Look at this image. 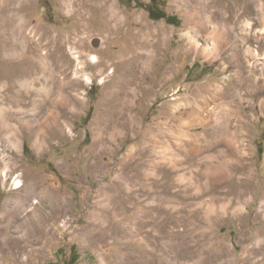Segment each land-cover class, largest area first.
Instances as JSON below:
<instances>
[{
  "label": "rangeland",
  "instance_id": "rangeland-1",
  "mask_svg": "<svg viewBox=\"0 0 264 264\" xmlns=\"http://www.w3.org/2000/svg\"><path fill=\"white\" fill-rule=\"evenodd\" d=\"M130 1L110 0L116 27L97 6L89 26L63 0H0V264H264V0H156L176 24ZM205 16L237 47L205 57ZM173 111L183 194L138 211L117 183L143 171L150 131Z\"/></svg>",
  "mask_w": 264,
  "mask_h": 264
},
{
  "label": "crops",
  "instance_id": "crops-1",
  "mask_svg": "<svg viewBox=\"0 0 264 264\" xmlns=\"http://www.w3.org/2000/svg\"><path fill=\"white\" fill-rule=\"evenodd\" d=\"M176 106L178 105L176 104ZM177 114V111H173V114L169 112V115H163L168 119L163 121L162 125L151 129L150 137L146 143L147 147L145 146L148 156L146 155L145 157L146 164L143 171H138L132 175L133 177L128 179L129 182L123 180V182L117 183L119 188L128 190L130 195L136 194L135 207L138 211L146 210L152 205H156V210L158 211L170 210L168 209L170 206L173 209L178 207L175 202L168 203L170 196L175 197L183 194V189L177 185L179 184L180 175L183 173L180 171L181 158H179V148L181 147V143H179L180 130L175 124L177 123ZM165 133L169 136L166 137ZM186 143L188 144L189 141ZM187 147L189 148L188 150H191V143ZM168 150L170 154H168ZM113 181L115 182V180ZM113 186L116 185L113 183ZM115 189L117 187L112 190L114 191ZM107 193L109 192H104L105 195ZM118 194L120 193L117 192L115 194L113 192V197ZM144 197L146 202L142 201ZM110 201L107 202L106 200L101 205H109ZM113 202L115 203L116 199ZM152 209H155V207ZM119 242H121V239Z\"/></svg>",
  "mask_w": 264,
  "mask_h": 264
},
{
  "label": "bare ground",
  "instance_id": "bare-ground-1",
  "mask_svg": "<svg viewBox=\"0 0 264 264\" xmlns=\"http://www.w3.org/2000/svg\"><path fill=\"white\" fill-rule=\"evenodd\" d=\"M20 2H18V3H20V4H22L23 3V1L25 2V0H19ZM222 1V0H221ZM225 1V0H224ZM227 1V0H226ZM63 2L67 5V8L70 10V9H73V10H76V12H78L79 14H80V17H81V19L82 18H84L86 21H87V23H88V25L90 26L93 22H94V15L92 14V13H89V7H90V9H91V7L92 6H97V8H99V9H101L102 11H103V16H104V18H105V20L107 21V22H109V23H111V21L112 22H115V24H113L114 26H116V27H118V25L120 24V23H122L123 21H125V20H123V18H124V14L122 13V11L119 9V7L116 5V4H114V3H111L110 4V0H104V1H101L99 4H97V2L95 3V1H93V0H63ZM201 2V1H200ZM205 2V1H204ZM9 4H10V2L8 3V4H5V5H3V7H4V10L6 11L7 9H8V6H9ZM228 4V3H227ZM258 4H260V3H258ZM219 5H222V3L220 4L219 3ZM25 6V5H24ZM24 6H22V7H20V9L19 10H22V9H24ZM224 6V5H223ZM228 6H230V5H228ZM261 6V5H260ZM239 8V7H238ZM2 9V8H1ZM222 9V8H221ZM9 10V9H8ZM7 10V11H8ZM190 10V9H189ZM188 10V11H189ZM203 10V9H202ZM205 10V9H204ZM203 10V11H204ZM232 10V9H231ZM230 10V11H231ZM1 11V10H0ZM187 11V10H186ZM221 11V10H220ZM191 12H193V11H191ZM190 11L189 12H185L186 14H188V17L190 18V19H192L191 18V16H193V17H197L198 19H199V17H198V15L196 14L197 12H196V10L193 12V13H191ZM221 12H224V11H221ZM220 12V13H221ZM16 13V12H15ZM87 13H89V17L87 16L86 17V14ZM190 14V15H189ZM208 14V13H207ZM210 14V13H209ZM223 14H226L225 12L223 13ZM238 14V13H237ZM16 15V14H15ZM14 15V16H15ZM202 15V14H201ZM245 15V14H244ZM238 16V15H237ZM5 17H6V21H7V23H6V25H9V26H11V21H12V19L10 18V17H8L7 16V14H5ZM20 17V16H19ZM206 17V16H205ZM219 17V16H218ZM259 19H261V24L264 26V17H261L260 15H259ZM187 18V17H186ZM215 18H217V17H215ZM215 18H213V16H212V19H215ZM227 18V17H226ZM20 19V18H19ZM200 19H202V18H200ZM199 19V20H200ZM206 19L207 20H203L202 22H203V24H204V27H206V29L204 30V32L206 33V35H207V38H209V40H210V42H209V44L207 43L205 46L206 47H204V49H203V53H204V55H205V57H216V56H218V54H219V52H220V50H221V48H220V46H219V44H225V46L227 47V48H229L230 47V49L231 48H233L234 49V47H237V45H238V35H234L233 37H231V38H229V40H227V38H222L221 39V41H220V43H218L219 41H217V36L216 35H219L220 33H221V29H222V25H221V22H217V23H211V19H210V17H206ZM224 19V18H223ZM222 19V20H223ZM233 19V18H232ZM237 19V18H236ZM243 19V18H242ZM258 19V18H257ZM11 20V21H10ZM14 20H15V18H14ZM250 20V19H249ZM247 21L245 24H243V27H241V28H243V29H247L248 28V26H250V24H251V22L250 21ZM12 22H14V21H12ZM240 23V22H239ZM15 24V23H14ZM222 24H223V22H222ZM223 25H225L224 27L225 28H227V29H225V30H229L230 31V33H232V32H234V30H235V28L234 27H232V25H231V23H229V22H227L226 21V23H224ZM264 28V27H263ZM224 30V29H223ZM242 30V29H241ZM244 30V31H245ZM262 31H264V30H262ZM149 33V32H148ZM228 33V32H227ZM226 33V34H227ZM247 33V32H246ZM263 33V32H262ZM144 34V33H143ZM234 34V33H233ZM222 35V34H221ZM195 36V35H194ZM194 36H191L193 39H194V41H196V37H194ZM203 36H204V34H203ZM262 37H263V35H261ZM199 39V38H198ZM241 39H243V38H241ZM245 41V40H244ZM243 42V41H242ZM243 44H244V42H243ZM242 44V45H243ZM198 45V44H197ZM228 45V46H227ZM250 48V47H249ZM225 50V49H224ZM148 51V50H147ZM222 51V50H221ZM243 51V50H242ZM150 52V51H149ZM152 52V51H151ZM148 53V52H147ZM252 53V52H251ZM254 53H256V52H254ZM142 54V53H141ZM237 54V53H236ZM232 55V54H231ZM240 55V54H239ZM239 55H236V56H234L235 58H236V60H237V62L238 63H240L241 61H240V58H239ZM242 56V55H241ZM151 61V60H150ZM151 63V62H150ZM261 70H262V74H264V71H263V69L261 68ZM23 71H25V73L26 72H28L29 70L28 69H23ZM24 73V72H23ZM217 90L215 91V94L218 96V95H223V91L219 88V87H217L216 88ZM234 95L236 94V93H233ZM263 102V107H264V100L262 101ZM223 104V103H222ZM226 105V104H225ZM239 105V104H238ZM222 109H224V106H219V109H217V112H218V114L220 113V111L222 110ZM2 112V111H1ZM225 113V112H224ZM226 114V113H225ZM1 115V114H0ZM220 116V118L219 117H217L218 119H220V123H218V125H222L220 128H217L216 127V134L217 135H219V136H221L222 138H223V140H224V142H225V144H227V145H225V146H227L229 149H233V147H234V143H233V134L231 133V131H230V129L229 128H227L226 130L223 128L224 126H225V122L227 121L226 119L225 120H223L222 119V121H221V118H223V116L222 115H219ZM3 117V116H2ZM209 119V118H208ZM203 121H202V123L201 124H205L206 122H205V120L204 119H202ZM207 120V119H206ZM245 120V119H244ZM244 120H242V121H244ZM208 121V120H207ZM228 122V121H227ZM225 123V124H224ZM207 124V123H206ZM206 124H205V126H206ZM239 124V123H238ZM215 125V124H214ZM226 125H228L229 126V123H227ZM243 125H245V123L243 124ZM216 126V125H215ZM240 128H242V126H240ZM245 128V127H244ZM243 129V128H242ZM214 131V130H213ZM224 131H226L227 132V136L223 133ZM242 131V130H241ZM236 132V131H235ZM230 134V135H229ZM218 137V136H217ZM247 139L245 138H241V139H239L238 140V146H239V150H238V148L237 149H235V155H237V159H238V161H240V162H242V161H245L246 162V159H245V157L247 156V154H249V152H248V146H246V145H249V143L248 144H246L245 143V141H246ZM249 140V139H248ZM200 144H199V146H198V148H196L195 146L192 148L193 150H195L196 152L198 151V152H200L199 154L200 155H204L205 157H206V151H208V149L209 148H207L208 147V145L206 144V143H204L205 141H204V139H200ZM203 141V142H202ZM235 141V140H234ZM236 142V141H235ZM224 144V143H223ZM238 146H236V147H238ZM250 146V145H249ZM250 148V147H249ZM191 149V150H192ZM222 151H225V150H222ZM234 153V152H233ZM243 155H242V154ZM198 154V153H197ZM207 158V157H206ZM206 160V159H205ZM204 162V161H203ZM201 163V162H200ZM213 166V165H212ZM205 172H206V175L207 174H209V172H211V166L208 164V163H202V167H201ZM215 170V169H214ZM217 170V169H216ZM213 172V171H212ZM215 172V171H214ZM220 174V173H219ZM219 174H215L216 175V178H217V180L219 179V177L221 178L222 177V173L219 175ZM210 176V175H209ZM211 177V176H210ZM209 180V179H208ZM216 180V179H215ZM17 186L18 187H20L22 184H21V180H18L17 182ZM35 202H37V201H35Z\"/></svg>",
  "mask_w": 264,
  "mask_h": 264
},
{
  "label": "trees",
  "instance_id": "trees-1",
  "mask_svg": "<svg viewBox=\"0 0 264 264\" xmlns=\"http://www.w3.org/2000/svg\"><path fill=\"white\" fill-rule=\"evenodd\" d=\"M133 1V0H131ZM130 1V2H131ZM156 0H151V5H144L150 13V16L154 19L165 18L168 22L176 24L179 21V18L176 15H167L163 9H157L155 7Z\"/></svg>",
  "mask_w": 264,
  "mask_h": 264
},
{
  "label": "water",
  "instance_id": "water-1",
  "mask_svg": "<svg viewBox=\"0 0 264 264\" xmlns=\"http://www.w3.org/2000/svg\"><path fill=\"white\" fill-rule=\"evenodd\" d=\"M102 43H103L102 37L96 36L91 39V44L96 49L100 48Z\"/></svg>",
  "mask_w": 264,
  "mask_h": 264
},
{
  "label": "built area",
  "instance_id": "built-area-1",
  "mask_svg": "<svg viewBox=\"0 0 264 264\" xmlns=\"http://www.w3.org/2000/svg\"><path fill=\"white\" fill-rule=\"evenodd\" d=\"M65 222V221H64ZM66 225V222L65 223H62V226L64 227Z\"/></svg>",
  "mask_w": 264,
  "mask_h": 264
}]
</instances>
